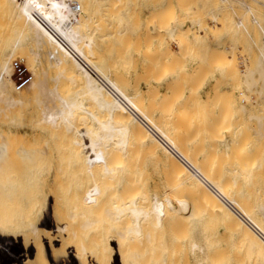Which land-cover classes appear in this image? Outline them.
I'll use <instances>...</instances> for the list:
<instances>
[{"label":"bare ground","instance_id":"1","mask_svg":"<svg viewBox=\"0 0 264 264\" xmlns=\"http://www.w3.org/2000/svg\"><path fill=\"white\" fill-rule=\"evenodd\" d=\"M140 1L144 0H24L25 12H31L37 19L31 27L36 31L41 25L47 29L50 28L52 17L59 16L56 31L61 38L60 49L55 51L47 62L48 66L58 74L53 79L58 82L64 74L68 78L73 68V80L82 82L80 85L73 86V91L69 95L59 93L56 88L53 89L48 97L54 103V107L41 118L40 122L53 124L59 117H65L71 123L67 125V129L73 128L74 134L82 135L83 147L93 153L92 159L95 161L102 157L104 161L108 160L104 167V174L109 182L104 185L103 194L112 187L113 183L114 205L107 207L105 213L114 225L112 230L107 231L100 227L102 219L94 220L82 214L85 217L82 229L88 236V241L81 244L82 253L78 254L71 246L65 258L55 257L53 248L60 243L58 239L53 243L51 237L63 229L55 224L50 207L44 209L40 221L36 222L30 217L33 211L30 199V205H28L31 206L29 207L31 210L26 227L0 231V254L4 259L3 264H264V194H262L264 191L260 192L262 190L260 187L252 185L254 176L250 175V172H254L252 169L257 167L253 164L256 162L255 158L258 159L260 155L253 157L255 153L251 156L252 159L254 158V162L250 165L251 169L244 163L253 153H250L249 147L251 149L255 146L254 142L248 139L252 132L250 131L247 135L246 131H242L247 129L243 128L245 123L241 124V115L243 116L244 113L241 111L242 114L238 116L239 109H237L238 114L236 111L231 114L228 112L233 107L235 109L238 104L236 100H233V102L228 101L230 104L233 103L232 108L226 102L231 109L223 104L219 106L220 109L217 107L221 113L219 112L217 117L209 118L207 111L203 113V107L208 109L205 106L211 107V103L207 105L205 102V106H203L204 103L199 106L202 100L199 101L197 89L196 92L192 89L189 95H185L184 91L183 94L179 92L181 87L178 88V86L181 84L180 86L183 87L182 83L185 80L184 78L181 82L180 76L182 78V75L185 77L189 74L185 73L184 63L182 65L179 63L185 57L179 59L175 55L166 63L162 60L163 57H168L166 53H172L170 51L172 45L181 48L179 55L187 51L182 55L186 56L190 52L191 56L188 57H191V60L194 55L196 57L193 60L200 57L201 46L207 49L213 48L210 39L215 38L216 29L213 31L210 26V28L207 27L206 21L202 24V12H204L202 7L210 3L212 10L208 15L215 24V28L218 24L223 29L230 28L229 32L233 30L243 35L244 40H249L250 45L257 49L256 68L254 71L244 72L251 80L245 83L248 86L251 84L249 88L247 87L249 91L253 86L256 88L260 85L261 89L257 91L260 96L258 99L261 98L264 101V0H205L207 4L204 0H146L148 3L150 1L153 8L155 6V17H150L151 21H148L152 22V18L154 21L157 20L154 26L158 34L156 38L152 35L154 43L148 31L150 27L145 24L146 37L143 40L146 42L142 41L146 43L143 44L145 47L140 46L139 33H136V29L139 31L140 27L137 23L138 12L142 13L140 10L146 2L142 7L140 6L136 14L137 6L142 4V2L139 4ZM203 2L204 6L201 5ZM176 6L180 8L179 15L175 14ZM149 8L151 11L152 7ZM38 9L44 10L42 16L39 15ZM132 10L133 13L129 14ZM51 11H55V14ZM194 13H202L199 20ZM149 14L153 15V13ZM184 15L185 17L194 15L196 23L192 20L193 18L186 19L192 20V23L197 24L201 31L193 32L191 28H187L188 23L187 30L183 27L185 29L182 28L183 31L179 32L185 20ZM178 16L184 18L180 19L182 20L180 28L172 29V24L170 25L168 20L173 21L177 18L176 20L179 21ZM130 20L132 23L129 22ZM105 22L109 23H107L108 26ZM192 23L191 27L195 28ZM130 30L136 31L138 35L134 36L137 37L136 40L132 39L129 33L130 37L128 35L123 37V34ZM221 30L220 32L223 31ZM203 33L205 37L207 36L205 39L200 37ZM165 35L168 36V41ZM15 36L20 42L24 40L20 30L15 32ZM107 38L109 41V38L112 39V44L106 41ZM147 38H151L150 43L154 45H148ZM34 41L38 48L41 45L40 35H37ZM105 42L108 45L105 46ZM14 45L13 48L17 44ZM107 46L108 50L105 49ZM197 47L199 49L196 52ZM31 53L33 59L31 58L30 68L34 70L40 62V54L35 48L31 50ZM139 57L143 62H145L144 59L147 61L145 62L147 66L141 63V67L144 68L140 69L145 72L147 79H141L143 76L136 74L134 69L135 76L138 75L134 81L141 82L145 79L147 93L137 84L132 83L129 76V67L136 61L133 65L136 68L137 60L141 62ZM136 58L138 59L135 60ZM154 62L159 63L156 69H154ZM160 63L164 65L160 66ZM180 65H184L185 70L182 71ZM198 65L196 67V69L199 68L198 72H194L196 80L195 77L191 79L192 86L195 88H198V77L202 69L201 64ZM224 65H220L217 71H220ZM12 68V65H2L0 77V100L10 108L22 104V101L13 99L6 92L9 86L4 79L9 77ZM179 69L181 70L180 76L178 75L180 81H176L178 77L175 75L176 82L165 83V89H170L171 84H175L172 87L173 92L176 89L175 95L171 91L173 97L167 95L166 97H170L167 99L160 93L162 102L164 99L165 101L158 103L157 106L154 99L158 96L156 92L159 90L153 88L152 92L155 76H152V73L157 74V82L163 83L169 76L172 78L173 71ZM188 69L190 70L189 67ZM191 83L186 84L185 89L189 85L190 87L185 92L192 88ZM32 84L31 81L29 87ZM26 85L27 83L24 84ZM244 100L249 103L250 99L247 100L244 97ZM56 102H59L61 108L56 105ZM223 102L225 103L224 100ZM216 106L212 105L209 110L212 113L215 112ZM242 107L245 106L242 105ZM241 110L244 112L246 108ZM210 111L209 115H211ZM226 112L230 115L227 116ZM224 114L225 117L221 118ZM205 115L207 119L204 118ZM253 115L247 116V119H258L256 120L259 121L260 126H255L254 130L257 129L258 134L262 135L261 139L256 140L260 143L259 140L264 137L262 134L264 131H259L260 127L261 129L263 127L264 117L256 116L255 113ZM210 119L212 123H209ZM202 125L207 129L203 127L202 130ZM245 126L247 127V123ZM249 128L253 129L250 126ZM221 129H225L224 132L227 135L230 134L231 139L238 131L244 132V134L238 133L241 135L240 140L239 136H236L239 141L234 139V142H239L237 147L232 144L230 146L227 142L231 139L228 138L229 140L224 143L226 146L224 153H221L220 149L209 150L206 147L209 143L217 142L218 144L220 140L225 141L226 138L224 139L220 133ZM202 131L204 133L207 131L209 136ZM219 134L222 139L217 141L215 139ZM250 140L253 146L250 145ZM5 145L6 142L0 145V161L7 159ZM107 146L111 148L110 154L106 149ZM102 147L103 150L99 152L98 148ZM260 148H258L259 152H261ZM256 150L253 149L254 152ZM18 155L17 161L33 163L46 156L47 150L22 152ZM260 157L258 160H261ZM235 158H238L236 161L239 160V163L236 162L238 167L233 166ZM66 160H68V167L74 164V159L67 157ZM151 170L158 177L157 181H154L155 178L152 181ZM250 176L252 180L248 179ZM260 186H264V183ZM99 192V187L95 186L87 194V198ZM78 210L77 206L73 208L75 212Z\"/></svg>","mask_w":264,"mask_h":264},{"label":"rangeland","instance_id":"2","mask_svg":"<svg viewBox=\"0 0 264 264\" xmlns=\"http://www.w3.org/2000/svg\"><path fill=\"white\" fill-rule=\"evenodd\" d=\"M145 1L146 0L140 1L139 4L141 2L142 4L138 5L137 9L135 8L136 14L139 13V17L141 15L140 18L137 17V19H139L137 20L138 21L137 23L140 24L139 31L136 29L137 32L136 31L135 32L137 34L139 33L140 38L138 39H140L139 42H140V46L142 47H145L143 44H146L144 43L146 42L144 41L146 37L145 36L146 34L145 31L147 29L145 28L146 25L150 27V28L148 27L149 28L148 31L151 34L150 37L153 38L154 36L156 38L157 36L156 34H158L157 31L155 30L157 20L155 19L154 21L153 19L155 17L154 16L155 6L153 8L150 1H149L150 4L148 3V1H146L147 3ZM204 2L207 4V1L204 0ZM204 2L201 5L204 6L205 4ZM143 3H144V7L140 10L139 8L142 7ZM149 7H152V10L154 11L153 12L152 10L150 11ZM175 8H177L175 9L176 10L175 14L177 13V15H179L180 8H178L177 6ZM25 9L26 8H25L24 0H0V77L2 73V69H1L2 65L6 64L9 66L10 65L13 66L12 70L9 73V77L4 79V81L7 82L9 86L8 87L9 90H7L6 92H8L7 94L10 95L13 99L22 101L21 105H17L15 107L10 108V107H7V105L0 100V145L6 142L5 155L7 156V159L0 161V231L1 229L5 230V229H10V228H15V229L25 228L27 225L29 212L31 210L29 207L31 206H32L31 208L33 209V211H32V216L30 215V217L34 218L36 222L40 221L41 217L43 216L44 209L46 207H50L51 215L53 217L55 224L58 227L63 229V231L61 232L59 231L56 233L55 236L51 237V239L53 238L51 240L53 243H55L57 239L59 240V243H60V245L54 246L53 254L55 257L65 258L68 255V251L71 246H73V248L78 254H81L82 253L81 244L83 242L86 243L88 241L87 232L82 229V224L85 221V217L82 214H86L87 216H89L91 219H94V220L102 219L103 222L102 224H100L101 225L100 227L106 229L107 231L113 229L114 224L107 217L105 210L107 207L114 205L115 194L113 192L114 189H112L114 184L112 183V187L103 194L104 185L107 182H109L106 180V176L104 174V167H105V164L108 163V160L104 161L102 157H99L98 159L94 161L92 159L93 153L83 147L82 135L76 134V133L74 134L73 128L71 130L67 129V125L71 123L68 120H66L65 117L63 116L59 117L58 120L55 121L53 124L50 122L49 123L40 122L41 118L46 113H48L50 109L54 107V103H52L51 99H49L48 97L50 92L53 89L56 88L59 93L64 94V95H69L73 91V86L75 87L76 85H80L82 82L81 80H73V68L70 70L71 75H68L67 76L68 78H66L65 77L66 74H64L61 76L60 81L56 82L53 78L58 76V74L55 73L54 69H51L48 66V63H47L48 59H50V57L55 53V51L57 50L59 51L60 49L61 38L58 32L56 31V28L58 25L57 21H58L59 16L56 15L55 17H52L50 28L47 29L43 25H41L39 29H37L36 31V29H32L31 27L33 23L37 22V19L31 12H25ZM202 9L204 11V12L201 11L203 13L202 24H204V21H206L205 25L207 27L210 26L211 28L210 27L209 28L213 31H215L216 29L215 38L212 37V39H210V42L212 41L211 45L213 48L207 49L206 47L202 48V46L200 47V49L198 47L195 48L196 52L198 49L201 50L199 54L200 57H197L199 61L198 62L196 61L197 58L196 60H193L194 57H196L195 55L192 58L193 61L191 60V57L190 58L188 57V56H191L189 51H188L189 53L186 54L187 57L182 56L183 53H187V51L181 53L182 55H179L180 53L179 50L181 48L179 49L178 46L172 45L171 46L172 49L170 51L173 53V56H171L172 53L170 54V52L169 54L166 53L168 57L167 58L163 57L162 60H165V63H166V61L169 58L171 57L174 58L175 55L179 59L185 57L183 58L185 61L181 59V62L179 61V63H181V65L184 63L186 67H184V65L183 66L180 65L181 66L180 69L182 71L186 69L185 73L186 74L189 73V74L185 75V77L184 75H182V78H183L182 79L181 76L179 75L180 74L179 72L181 71L179 69L175 72L173 71V73L171 74L172 78H170L169 76V78L166 80L167 82L165 81L163 83H159L156 81L157 74L152 73V76L155 75L154 79L152 78L153 83H154L152 87V92L154 91L153 88L154 89L156 88L155 90L157 91L159 90L158 92L155 91L158 96L155 98V95H156L155 94L153 95V98H155L154 100H156V103H157L156 105L158 106L160 102H162V95L163 97L164 95L166 97L167 95L171 96L172 94H174L176 89L174 88L175 89L174 92L172 91V87L175 85V84L172 85L173 82H176L177 80H178L177 82H179L180 80L182 82L185 78L184 82L182 83L184 88L180 86L181 84L178 86V88L181 87L179 90V92H181L180 94H183V91H184L185 95H189V92L192 89H193L192 90L193 92H196L198 90L197 91V93H199L198 95L200 97L203 96L202 99L199 97L200 99L199 101L201 100L203 101V102L202 101L200 102L201 104L199 106H201L203 103H204L203 106H205V102H207L206 103L207 105L211 103V107L212 105L213 106L217 105L216 109L214 110L215 112L213 113L212 111L209 110L211 107L205 106L208 109H205L203 107V113L207 111L209 118L210 116L217 117L218 113L219 112L221 113V111L219 110L220 109L219 106H223V104L225 106L226 102L228 101L233 102V100H236L238 104L236 105V101H234V104L236 106L239 105L237 108L234 105L236 110L234 109L232 102L231 104L230 102H228L231 108L233 107L232 109L229 108L228 103L226 104V107H228V109H231V110H228L230 114L233 111L234 112L236 111L238 114L237 109H239L240 114L238 116H240L242 113H244L245 115V117L244 115L243 116L241 115V124L245 123L243 124L244 125L243 128H247V129L242 130L241 128H238V130L241 129L242 131H246L245 134L247 133V135H249L251 131L252 134L249 136V138L248 136L246 137L248 139H251L254 142L255 146H253L252 141L250 140L251 141L250 145H252L253 147H251V149L249 147V151L250 153L251 152L253 153L250 154V156L248 157L247 160L244 161V163L248 164L249 166L252 165V163L254 162L253 160L254 158L252 159L251 156H253V154L255 153L256 155L253 157H256L258 154L262 156V157L258 156V159L260 157L261 160H258L257 158H255L256 162L253 163L257 166L256 168L252 166V168H255V169H252V171L254 170L253 173L250 172V175L254 176L253 180L251 179L252 176L248 178L249 180H252L254 182L253 183L251 181L252 185L254 184L253 186L255 187L257 186V188L260 187V189L262 190L261 191L259 190V191L262 192L264 191L263 190L264 186L261 187L260 185H263L264 183V180H263L264 179V168H263L264 166V137L262 140H259L260 143L257 142L258 138L259 139L262 138V137L260 138V136L262 135L258 134L259 133L258 130L257 129L256 131L254 130L256 128L255 126L257 127L260 126L258 124L259 121H257L258 120L257 118L251 119V120L249 119L250 120L249 121L247 119L248 118L247 116L249 115L252 116L255 113L256 116L264 117V106L262 107L264 101L261 100V98L258 99L260 96L258 95L257 91L261 89V87H259L260 85L256 86V88L253 86L250 89V91L247 90V87L249 88L251 84L248 86L246 85L245 81L250 80V78H248L244 74V72L249 71V70L254 71V69L256 68L255 62L257 59V49L253 45H250L251 43L249 40L247 39L244 40L245 37H243V35L237 34L233 30L229 32L230 28L225 27V29H223V27L219 24L216 25V28H215V24L212 23L211 18L208 15V13L212 10L210 3L208 5H205V7H202ZM138 10H140L142 13L140 12L137 13ZM38 11H39V15L42 16V14L44 13V10L38 9ZM45 12H49V11L45 10ZM51 12L52 14H55V11H51ZM132 13H133V10L132 12L130 11L129 14H132ZM149 13L151 14L153 13V15L150 16ZM202 13L201 14L194 13V15L195 16L197 15L198 17L197 20L200 19V15H202ZM158 15L160 14L158 13ZM194 15L191 17H188V16L185 17L184 15L186 21L184 20L183 21L184 23L181 22L183 26L180 23V21H182L180 19H182L183 17L181 18L178 16L179 21H177L176 20L177 18H176L174 20L172 19L173 21L168 20V22L170 25L172 24V27H171L172 29H176V28L179 29L180 27L181 29L183 27L186 28V24L189 23L187 25L188 26L187 28L189 29L191 28L190 30H192L193 32L194 30L197 32H200L201 31L200 28L198 27L197 24H195L197 21L195 20V18H193ZM150 17H153L152 22L154 24L152 22L149 23V21H151ZM187 17L193 18L192 20L195 23H192L193 22L192 20L189 21V19H186ZM206 17H208L209 19ZM106 19L105 21H107ZM131 20L129 21L130 23H132ZM134 21H136V19H134ZM145 21L148 23H146ZM159 21L160 20L158 19V22ZM107 23L105 22L106 26H108ZM191 23L192 25L194 24L193 26H195V28L191 27ZM180 24L181 26L179 27ZM137 27L138 26H136V28ZM221 28L223 31L221 30ZM150 29H151V32H150ZM183 29L182 30L179 29V32L183 31ZM219 29L222 32H220ZM17 30L18 31L20 30L24 37V40L22 42L17 40L15 36V32ZM134 30H130L127 33H124L123 37L125 35H128L129 33V35L132 36V39H134L135 38L134 36L137 35L134 32ZM203 34L200 35L201 39H205L207 37V36L205 37V33ZM232 34L233 36L235 35L234 39H233V36H231ZM37 35H40V41H41V45L38 48L34 41L37 38ZM165 36H166L165 37L166 41H168V38H167L168 36L167 35ZM235 37H238V38L240 37V38L237 39ZM160 38L164 39L163 37H160ZM241 38L243 39L241 40ZM109 39L110 41L108 40V38L106 41H109L110 43L112 39L111 38ZM150 39L147 38V40H149V42H147L148 45H154L155 43V41H153L154 38L152 39V41L154 42L152 44L150 43L152 42L150 41ZM14 44H17V45L16 47L13 48L12 46ZM106 45H108L107 42H105V46ZM33 48H35V50L40 54V57H39L40 62L37 64L34 70L30 68L31 60L33 59V56L31 55L32 54L31 50ZM108 48H109L108 46L105 47L106 50H108ZM106 50L105 52H107ZM220 57L221 58L224 57V59H220ZM187 58H188V61H187ZM137 59L138 58H136L135 60ZM139 59L141 60V62L137 60L138 64L135 65L136 68H134L133 66L134 63H136L135 60H134L135 62L132 64L133 66L132 70H131L132 66L129 65L130 66L129 76H130L132 83L137 84L144 92L147 93V89H146L147 82L145 79H144L145 81L141 80L142 83L140 81L137 82V80H135L137 83L134 81L136 76H138L139 74H140L139 76L141 75L143 76L141 77V79L146 78L147 76V75L145 76V72L140 70L144 68V67L143 68L141 67L142 66L141 63H144L147 66V63H145L147 61L146 59H144L145 62H143V60L140 57ZM199 59L201 60V62ZM186 61L188 64L186 63ZM160 62H161V58H160ZM155 63L156 62H154V69H156L157 66L159 65V63H156V64ZM163 63L162 64L160 63L161 64L160 66L165 64ZM17 64L18 66H16ZM191 64H193V66L197 64L196 67L199 66L198 64H201L202 66L201 73L198 77L199 78L198 83H197L198 88H195L194 86H192L191 79L193 80V77H195L194 75H196L194 74V72L199 70V68L196 69V67H193ZM219 64L220 65L225 64V65L222 66L223 68L220 69V71H217L218 67L220 66ZM246 66L248 68H246ZM188 67L190 68V70L188 69ZM134 69L136 70L135 71L136 74H138L136 76H135ZM221 71L223 72V74ZM177 72L178 74H176ZM175 75H177L176 77H178L179 75L180 80L178 77L176 81H174ZM200 78H202L203 80L201 79L200 81ZM245 78H247V80ZM195 80H196V77H195ZM31 81L33 84L29 87V85L31 84ZM25 82L27 83V85L20 88L21 85ZM169 82H172L171 88L165 89L166 88L165 83H169ZM188 83H191L192 88L189 91L187 90V92H185L186 89L187 88L189 89L190 87L189 85L185 89V86L186 84L188 85ZM171 91H172V94L170 93ZM203 91H204V94H202ZM0 93H1V89H0ZM158 93L159 94L161 93L162 95L161 94L159 95ZM168 97L166 98L168 99ZM244 97L247 100L250 99L249 103H246L248 101H245ZM216 98H218L217 101H216ZM242 98L245 102L242 100ZM223 100L225 101V103L223 102ZM164 101L165 99L163 100V102ZM240 102L242 103L241 105H240ZM244 104H247L248 106ZM56 105L61 108V105L59 104V102H56ZM242 105L245 107H242ZM240 106L241 108H239ZM243 108H246V111L243 112V110H241ZM250 108L252 111L250 110ZM209 111L211 112V115H209ZM248 111L250 112L248 113ZM257 111H258V114H257ZM228 112H226L227 116L230 115L228 114ZM206 117L207 115H205L204 118ZM222 117H225V114L221 115V118ZM243 118H245L251 124L248 123ZM206 119H202V120H206ZM210 122H211V119L209 120V123ZM236 122L238 123V120ZM246 123H247V127L245 126ZM221 124H223V122H221ZM239 124H240V121H239ZM249 126L253 129H250ZM72 127H73V123H72ZM203 127L205 130L207 129V127L205 128V126L202 125V130H203ZM263 129H264V120H263V127L262 129L260 127L259 131L260 132L264 131ZM224 130L225 129H221L220 133L222 134V136H224V139L226 138L225 141L220 140V142L221 141L222 142L221 143L218 142V144L217 142L216 144L214 143L206 144V147L209 150H211L212 148H215V149H220L221 153L225 152L226 146L224 145V143L227 142L231 138L229 136L230 134L227 135V133L224 132ZM205 132L207 133V131ZM238 133L244 134V132H241V131H238ZM238 133L235 135L237 136ZM255 134L259 136L256 137L254 136ZM262 134H264V132ZM206 136H209L208 133ZM236 136L232 138L233 141H231L232 140L231 139L230 141L227 142L230 146L232 144L234 147H237V144L239 142L238 143L236 141L234 142V139L237 140L238 138ZM238 136L240 140L241 135H238ZM219 139H222V137H220V134L218 137H216L215 140L219 141ZM213 140H214V137H213ZM221 144H223V146ZM252 148L254 150H256L257 148L256 150L257 152L256 151L254 152ZM258 148L261 149V152H259ZM106 149L109 150V154H110L111 153L110 146L109 148L107 146ZM40 150H47V155L39 158L37 161L33 163H23V162L17 161V158L19 156L18 154L22 152L30 153V152L40 151ZM101 150H103V147L98 148L99 152ZM237 152H239V150ZM67 157L74 159V164H72L69 167L67 166L68 164V160H66ZM108 157L110 158L109 155ZM237 159L238 158H235L234 160L235 162H233V166L236 165V167H238L237 163H239V160L236 161ZM250 169H251V166H250ZM151 175H152L151 176L152 181L154 180V178H155L154 181H157L158 177H156V174L152 172V170H151ZM262 181L263 183H261ZM95 186L99 187L100 192L98 194H93L91 198H87V194L90 191H92ZM262 194H264V192H262ZM30 201H31V206H29ZM75 206H77L79 209L76 212L73 211V208ZM74 213H77V214H74ZM3 261L4 259L2 258V255L0 254V264H3L4 263Z\"/></svg>","mask_w":264,"mask_h":264},{"label":"built area","instance_id":"3","mask_svg":"<svg viewBox=\"0 0 264 264\" xmlns=\"http://www.w3.org/2000/svg\"><path fill=\"white\" fill-rule=\"evenodd\" d=\"M16 66H18V64L16 65ZM26 83V82H25ZM25 83H23L22 85H21V87L20 88H22V87H24V84ZM110 90V89H109ZM112 91V90H111ZM113 94H114V92H113ZM115 96H116V94H114Z\"/></svg>","mask_w":264,"mask_h":264}]
</instances>
